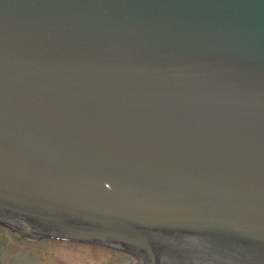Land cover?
<instances>
[{
    "label": "water",
    "instance_id": "95a60500",
    "mask_svg": "<svg viewBox=\"0 0 264 264\" xmlns=\"http://www.w3.org/2000/svg\"><path fill=\"white\" fill-rule=\"evenodd\" d=\"M0 226L264 264V0H0Z\"/></svg>",
    "mask_w": 264,
    "mask_h": 264
},
{
    "label": "rangeland",
    "instance_id": "374dc122",
    "mask_svg": "<svg viewBox=\"0 0 264 264\" xmlns=\"http://www.w3.org/2000/svg\"><path fill=\"white\" fill-rule=\"evenodd\" d=\"M129 261V256L108 248L22 239L0 226V264H125Z\"/></svg>",
    "mask_w": 264,
    "mask_h": 264
},
{
    "label": "flooded vegetation",
    "instance_id": "af4514ba",
    "mask_svg": "<svg viewBox=\"0 0 264 264\" xmlns=\"http://www.w3.org/2000/svg\"><path fill=\"white\" fill-rule=\"evenodd\" d=\"M133 262H135V261H134V259L131 258V261H129V262L125 263V264H132Z\"/></svg>",
    "mask_w": 264,
    "mask_h": 264
}]
</instances>
